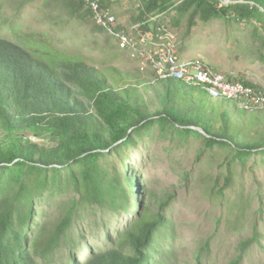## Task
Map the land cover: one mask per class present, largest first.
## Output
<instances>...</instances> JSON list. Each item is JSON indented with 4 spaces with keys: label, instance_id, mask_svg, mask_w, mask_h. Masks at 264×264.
Segmentation results:
<instances>
[{
    "label": "trees",
    "instance_id": "trees-1",
    "mask_svg": "<svg viewBox=\"0 0 264 264\" xmlns=\"http://www.w3.org/2000/svg\"><path fill=\"white\" fill-rule=\"evenodd\" d=\"M19 1L25 6L41 0ZM110 1L101 0L102 8L112 11ZM248 1L256 6H220L219 0H141L135 22L147 33L153 15L174 9L187 18L188 33L197 20L215 19L259 22L264 31V0ZM47 2L65 21L90 24L94 31L116 39L113 26L99 25L85 0ZM122 27L117 20L116 29ZM261 39L264 45V34ZM89 61L0 36V264H40L62 244H77L81 252L87 248V259L76 264H165L159 253L170 227L165 213L173 196L166 200L150 193L153 197L146 204L147 190L127 162L120 169L104 164L110 156H123L124 149L154 124L196 131L242 159L264 151V104L223 97L217 99L223 102L218 107L208 93L204 99L193 91H179L177 84L188 85L178 79L158 73L147 78L141 72ZM241 82L262 93L256 85ZM50 171L56 175L50 176ZM226 179L232 182L233 172ZM49 192L54 197L44 208ZM94 210L126 215L128 222L115 237L105 229L99 241L106 242L103 248L90 251L81 226ZM255 228L253 237L239 243V254L229 264H244L249 250L261 244Z\"/></svg>",
    "mask_w": 264,
    "mask_h": 264
},
{
    "label": "rangeland",
    "instance_id": "rangeland-1",
    "mask_svg": "<svg viewBox=\"0 0 264 264\" xmlns=\"http://www.w3.org/2000/svg\"><path fill=\"white\" fill-rule=\"evenodd\" d=\"M219 1L220 6L235 2L256 6L248 0ZM140 5L141 0L110 1L112 12L135 42L134 48L124 52L116 44L118 39L115 42L105 32L94 31L90 24L65 21L61 11L47 0L25 6L19 0H0V36L60 56H85L98 67L107 63L141 72L147 78L159 74L158 52L168 44L175 49L182 64L198 62L203 66L205 63L226 80L232 78L256 85L264 93L261 23L197 20V25L188 33L187 18H180L174 9H169L151 17L149 33L152 35L147 36L148 32H142V26L135 22ZM261 11L264 13V7ZM177 86L179 91H193L204 99L209 98L206 88L203 91L189 85ZM214 99L218 107L223 105L217 100L219 97ZM125 162L141 178L147 190L146 204L153 197L150 193L166 200L173 196L165 213L170 227L165 229L167 237L159 253L165 264H229L239 254V243L253 237L255 227L261 233L262 242L249 250L244 264H264V151L242 159L236 152L212 144L196 131L154 124L136 137L134 145L124 149L123 156H110L104 164L120 169ZM230 172H233L232 182L226 179ZM65 174L64 171L60 176ZM49 175L56 174L50 171ZM45 197L43 203L47 208L54 196L49 192ZM136 211L135 205L133 218ZM127 222L126 215L94 210L81 226L84 242L90 251L103 248L106 242H99L103 231L109 230L115 237L116 231L123 229ZM82 249L83 252L77 244L72 247L62 244L50 253L49 261L40 264L85 261L88 250L85 246Z\"/></svg>",
    "mask_w": 264,
    "mask_h": 264
},
{
    "label": "bare ground",
    "instance_id": "bare-ground-1",
    "mask_svg": "<svg viewBox=\"0 0 264 264\" xmlns=\"http://www.w3.org/2000/svg\"><path fill=\"white\" fill-rule=\"evenodd\" d=\"M85 1L92 8L94 19L99 25H102L105 27H108L109 25L113 26L114 34H115L116 39H118L119 41L118 44L121 50L126 51V50H130L134 48L135 43H134L133 38L125 30L116 29L117 19L113 20V16L115 15L112 14L110 10L96 7L95 5L90 3L89 0H85ZM163 52H164L165 57L171 58L169 62H167L166 58L162 56ZM157 59H158V63H160V69L158 72L162 78L178 79L190 86L191 85H202L204 88H206V92L212 98L226 97L232 100L233 99L234 100H245L242 97V95L232 93L228 91L227 88L215 85V82L211 81L209 78H205L204 76L197 75L196 73L191 72L190 70L192 69L194 70L208 69V71L216 77V81H218L219 84H226L227 82V80L222 74L217 73L212 69L203 67L198 62L182 64L180 62L178 55L176 54L175 49L171 45H168V44L166 46L164 45V47L158 52ZM164 73H170V75L166 77L164 76ZM255 99L257 101L256 103L263 105L264 104V93L255 91Z\"/></svg>",
    "mask_w": 264,
    "mask_h": 264
},
{
    "label": "built area",
    "instance_id": "built-area-1",
    "mask_svg": "<svg viewBox=\"0 0 264 264\" xmlns=\"http://www.w3.org/2000/svg\"><path fill=\"white\" fill-rule=\"evenodd\" d=\"M90 3L95 5L96 7L102 8V3L101 0H89ZM117 19L116 16H113V20ZM147 35H152L149 32ZM164 56V52L162 54ZM167 62L171 60L170 57H165ZM191 72L196 73L197 75L204 76L205 78H209L211 81L215 82V85L217 86H222L224 88H227L228 91L235 93V94H240L244 99H248L250 102H257L255 99V88L250 87L242 83L241 81L238 80H233L232 78H228L226 84H219L218 81H216V77L208 71V69L205 70H190ZM170 73H164V76L168 77Z\"/></svg>",
    "mask_w": 264,
    "mask_h": 264
},
{
    "label": "crops",
    "instance_id": "crops-1",
    "mask_svg": "<svg viewBox=\"0 0 264 264\" xmlns=\"http://www.w3.org/2000/svg\"><path fill=\"white\" fill-rule=\"evenodd\" d=\"M111 12H112V11H111ZM112 14H114V13L112 12ZM118 21H119V18H118ZM119 25L125 26L124 23H122V22H120V21H119ZM114 40H115V39H114ZM115 42H116V40H115ZM116 44L118 45V43H116ZM119 50H120V49H119ZM120 51H122V50H120ZM123 52H124V51H123ZM152 61H153V60H152ZM153 63H154V61H153Z\"/></svg>",
    "mask_w": 264,
    "mask_h": 264
},
{
    "label": "clouds",
    "instance_id": "clouds-1",
    "mask_svg": "<svg viewBox=\"0 0 264 264\" xmlns=\"http://www.w3.org/2000/svg\"><path fill=\"white\" fill-rule=\"evenodd\" d=\"M111 9V8H110ZM118 19V18H117ZM105 32V31H104ZM112 38V37H111Z\"/></svg>",
    "mask_w": 264,
    "mask_h": 264
}]
</instances>
